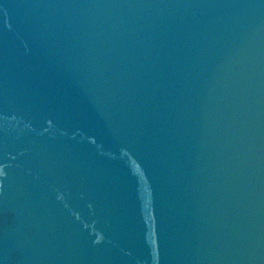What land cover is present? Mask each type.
<instances>
[{
    "label": "water",
    "instance_id": "95a60500",
    "mask_svg": "<svg viewBox=\"0 0 264 264\" xmlns=\"http://www.w3.org/2000/svg\"><path fill=\"white\" fill-rule=\"evenodd\" d=\"M0 264H264V0H0Z\"/></svg>",
    "mask_w": 264,
    "mask_h": 264
}]
</instances>
